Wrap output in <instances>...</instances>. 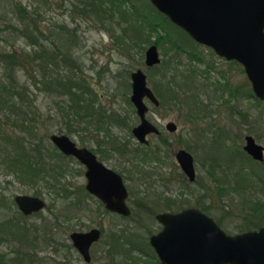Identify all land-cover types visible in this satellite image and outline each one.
<instances>
[{"label":"rangeland","instance_id":"374dc122","mask_svg":"<svg viewBox=\"0 0 264 264\" xmlns=\"http://www.w3.org/2000/svg\"><path fill=\"white\" fill-rule=\"evenodd\" d=\"M133 1L140 8L148 11L147 8H144L142 5L144 4L146 6L148 0ZM16 4L24 6L29 11L30 16L38 20L39 27L44 29V35L46 36L52 35L50 30L60 31L59 27L63 24H66L71 28H76L77 51L75 55L81 58L83 67L90 79V85L96 87L97 102L106 107L112 106L119 109L117 112H128L131 116L128 121V124H130L129 128L112 126L113 129L111 132L113 134H118L121 137H127L133 141V143H136V140L130 136V127L135 124L138 119L133 112L131 102L128 103L126 100V98L129 100V94L131 92V70L140 67L146 73L147 82L151 87L157 85L160 90H163V83H166L168 89L173 88L175 82L178 81V75H174V77H172L171 74L176 70H185L189 73L194 67H198L199 69L206 68L204 62H197L196 60L191 59L188 54L187 50L190 49L187 47H191L195 44L193 48L200 51L204 60H210L214 65L212 68H209L207 78L196 74L197 79L200 82L196 83L198 88L197 98L202 99L201 102L203 104H207L206 107H203V104L199 103L201 108H197L196 112L203 113L208 107L210 110L209 114L201 120L194 118L190 119L191 116L186 117L185 114H192V108L186 101L182 102L181 98L188 92H192V90L180 89L178 90L180 100L174 99L170 101V99H168L170 102L164 101V103L160 104L156 109H153L152 106L154 105L149 103L148 105L150 110L148 115L159 126L163 132L162 135L171 142L173 149L180 146L186 147V143L191 146V152L195 157V165L199 181H197V179L195 181L188 180L187 190L183 187L182 183H184V181L180 174L181 169L179 168L174 155L170 156L164 164H162L163 162L159 163L156 161L144 164V161L140 158L138 160L134 158L133 166H135L136 169H144V171L147 169H154L156 171L155 174L157 179L160 175L161 178L163 177V181H165V178L168 177L174 178L172 181L167 183V186H169V188H167V191L170 193L169 196L174 198V205L172 207L173 211H176V209L184 206L195 205L197 198L203 191L204 194H208V201H214V207L210 209L209 214L213 216L215 220L218 217H222V221L219 222V225L226 232L233 234L241 230L258 228L261 224H264V221H257V215H249V212L253 207L252 203L255 200L264 199L263 190H251L247 187L246 206L245 189L242 188L241 190V188H239V190H231L232 194L222 192L219 193L218 187L222 186V183H214L212 181L207 167L204 166L201 161L209 160L208 163L212 164L222 162L221 169L224 170L226 167L225 163L231 166L232 169H235L241 161L247 159V156L244 154L239 156L234 155L232 147L225 149L223 143L219 141H211V137L207 138L215 125L227 128L228 134L222 138L227 144H230L231 141L234 140V144L240 146L242 149L244 144V135L251 133L260 143L264 145V122L259 124L258 121L255 120L258 109H264V99H259V101H257L253 96H248L247 92H252L251 84L239 62L235 60H227L216 54L212 48L206 46L205 44L199 43L195 40L193 42L187 33H184L170 23H162L164 26L160 27L159 30L161 33H165V31L169 32V35L166 36L168 38L164 39L163 42L165 46L172 47L162 50V46L155 42L156 32L153 31L148 35L150 42L143 43L141 48H136L133 51L130 50L129 56H126L122 52L119 38L123 37L122 33L129 34L130 31L128 32L125 30L124 27H128L129 24L133 22V15L129 14L131 19L123 22L120 26L117 25L116 28L110 23L108 25H111L112 27L106 28L102 27L98 23H91L88 21L85 22L79 15L71 13L67 9L65 0H0L1 24L2 20L12 23L16 22V13L19 12V9L17 10L16 8ZM71 16L74 18H71ZM112 16V19L124 20L119 16L116 9L114 10ZM113 27L114 29H112ZM143 31L146 35V30L144 29ZM0 34V46L2 47L17 48L23 47L25 44L29 46L26 43V38L24 39L23 37H19L17 32L12 31L10 28L5 29V32ZM168 39H176L178 42L183 43L187 46L186 48L184 47L186 51L179 50L177 45L175 47V45L168 41ZM52 40H56L55 36ZM150 43H155L157 45L160 54V61L154 65L148 66L145 64V50ZM45 44L46 46L51 47L52 43H49V41L46 40ZM166 59L168 66L164 69L163 61ZM183 67L184 69H182ZM16 72L18 77L21 76V80L25 78V76L22 75L23 71L19 70ZM205 79L208 81V84H206L207 87L204 85ZM214 79L216 81L219 80V82L222 83L228 80L232 88H238L236 95L231 97L228 95V91L220 92L219 90L218 95L212 96L215 94V90L213 88V82L210 81H213ZM34 93L37 96L35 103L39 108V116L35 118V124L39 129L38 133H42V135L47 133L50 134L51 132L66 133L64 127L66 117H63V111L55 104L57 96L49 95L47 92H38V90L36 91L35 89ZM171 93H173V90H171ZM209 95L211 96L209 97ZM157 97L159 98L158 95ZM163 97L165 98L166 96L163 95ZM247 112H250V115L247 116ZM263 116L264 115H262V117ZM169 120H174L176 122L177 130L173 132L165 130L164 124ZM210 121H214V125H211ZM196 124H198V128L204 127L205 131H207L206 136H201V138L198 137L200 130L197 132L198 129L196 130ZM80 126L79 131L68 132L66 134L79 144L86 143L89 146L95 145L93 140L83 138V128H85V123H80ZM255 128H257V131ZM25 134L28 133L26 132ZM152 140L157 142L158 138L152 137ZM204 140L209 141L200 145L199 142H203ZM45 141L50 148L53 147L48 136ZM161 150L165 149L162 147ZM64 160L67 161L69 169L63 175L65 178H61V183L64 185L66 184V186L70 185V182L77 183V185L83 183V166L70 157H66ZM114 160H116L119 168L126 169L130 167V162L126 160L120 161L118 158ZM161 160H164L163 156H161ZM110 163L115 162L110 161ZM245 169L249 171L250 168L248 167L247 169L246 166ZM223 170H221L218 175L220 178H222ZM254 170L264 171V167L256 166V168L254 167ZM255 177L256 176H253V179H255L253 184L259 185V180ZM238 182L243 183V179H239ZM127 183L130 184L129 181H127ZM37 185L38 184H35L33 186L32 184H24L23 182H20L19 179L13 175V173L0 166V197H5L4 200L12 207L11 210L14 208L11 198L15 193H34V189H40ZM131 185L137 186L140 195L144 194L141 190H145V193L151 192V190L145 188L144 184L136 185L134 180L131 181ZM157 187L160 190V187ZM41 196L45 198L46 206L40 212L25 219L26 224L31 227L30 236H34L32 234H35L32 230L33 225L39 228L37 234H41V236L38 240H36L35 248L33 245H27L26 243L21 245L22 242L19 241L18 237L12 233H6L10 237H8L6 241L4 240L0 243V252H5L3 261L10 260L11 256L15 254L14 250L19 249L25 252L33 251L34 253H29L25 257L34 258L35 256L38 257V259L41 258V261H38V264H53V261L50 258L54 253L52 244H44L47 234L50 236H58L59 238H67L70 230V228H68L70 223H72V226H76L78 228L84 227L86 224L95 225L100 223L104 232L100 241L94 246V249L98 250L95 251L96 254L100 256L98 258V262L94 264H109L108 260L105 259V257L103 258L101 254L103 253V249L106 247V241L114 231H121L122 229L123 236L126 238L129 236L132 240H146L149 234L156 232L161 228V224L155 216H152L147 212L145 214L142 212L140 216H137L139 211L134 209L132 215L128 218H121L112 213H105L104 215H101L102 213L96 214L94 205L90 206L91 209L89 210L81 211L82 216L79 218L77 215H73L74 213H71L72 217L69 220V217L67 216L70 214V210L67 207V204H69L67 198L63 199L62 197H58L52 190L47 189L46 187L41 188ZM47 204H51L50 208ZM129 204L132 208V200ZM159 210L162 209L159 207L155 209V211ZM6 211L9 215L11 214V211L5 207L0 208V214L3 215ZM54 217H56V219ZM0 220H2L1 216ZM34 228L37 229L36 227ZM16 233L19 234V232ZM121 246L125 247L126 244L123 243ZM132 253L136 254L134 252ZM121 261V256H118L115 259V264H121ZM73 262H75V264H85L83 261L78 260V258H74Z\"/></svg>","mask_w":264,"mask_h":264},{"label":"trees","instance_id":"16d2710c","mask_svg":"<svg viewBox=\"0 0 264 264\" xmlns=\"http://www.w3.org/2000/svg\"><path fill=\"white\" fill-rule=\"evenodd\" d=\"M67 9L75 15H79L83 21L98 23L102 27L116 28L125 21L131 19L129 14L134 16L133 22L128 27H124L129 34H123L119 38L120 46L124 55L129 56L130 50L141 48L143 43L150 42L149 33L156 32L155 42L162 46V50H166L172 46H165L164 39H167L169 32H160V27L165 24H173L181 31L186 33L180 27L172 23L166 15L159 12L148 0L146 6L148 11L140 8L133 0H65ZM128 5V7H127ZM150 6V7H149ZM16 22H6L2 20L0 23V33L5 32V29L10 28L17 32L19 37L26 38V43L29 45L23 47L5 48L0 46V166L7 171L13 173L24 184H38L40 189H34L36 194H41V188L57 190L58 197L68 199L69 190L66 184L58 181V174L63 176L68 171V163L66 156L57 150L55 146L50 148L46 146L45 139L49 138V133L42 135L38 133L35 122L39 116V108L35 103L37 98L34 89L38 92H47L49 95L57 96L55 104L63 111L65 132L79 131L80 123H85V127L92 126L93 129L99 131L105 129L103 124L115 123L123 126L128 124L129 117L120 112L114 107H106L97 102L96 87L90 85V79L87 76L81 58L75 55L77 49L76 28L68 27L66 24L61 25L60 31L50 30L52 35H44V29L39 27L38 20L30 16L29 11L19 4H16ZM117 10L119 16L124 20L112 19L114 10ZM71 18H74L71 16ZM116 20V21H115ZM111 25H108V24ZM54 25V24H53ZM114 27L112 29H114ZM146 30V35L143 30ZM1 35V34H0ZM55 36L56 40H52ZM46 40L49 41L51 47L46 46ZM194 42V40L191 38ZM173 45L182 51H186V45L175 40L168 39ZM183 46V47H182ZM191 47H187L191 59L197 62H204L206 68L199 69L194 67L189 73L185 70H176L171 74L177 76V80L173 88H169L166 83L164 89L160 90L157 85L152 89L160 98V103L164 101L180 100V89L192 90L181 98V101H186L192 108V114H185L190 119L204 118L209 108L203 113H197V108L200 109L202 99L197 98V84L200 83L197 76L207 78L209 68H212L213 62L204 60L200 51ZM185 47V48H184ZM164 69L167 68V59L163 61ZM184 69V67L182 68ZM23 71L25 78L21 80L16 71ZM225 75V73H224ZM197 81H196V79ZM206 81V79H205ZM208 84V81H206ZM213 82V88L220 92L228 91V95L235 96L238 88H232L228 80ZM34 87V88H33ZM173 90V93H171ZM248 96L253 95L251 91L247 92ZM166 96L165 98L163 97ZM254 97V96H253ZM255 98V97H254ZM170 99V101L168 100ZM259 101L258 98H255ZM127 102L130 100L126 98ZM99 101V100H98ZM206 103L203 107H206ZM109 109V110H108ZM263 109V108H262ZM260 115H264V110L260 111ZM118 115V116H117ZM264 117V116H263ZM128 119V120H127ZM214 121H210L211 125ZM83 127V126H82ZM85 128H83L84 131ZM106 130V129H105ZM28 134H25L26 132ZM225 149L232 147L234 155H245V152L240 146L223 145ZM190 145L188 144V148ZM192 150V148H189ZM246 160L241 161L233 170L237 177L235 184L230 187L232 190L245 189L244 184L238 180L245 181ZM208 171H213L212 163H209ZM258 167H260L258 165ZM258 175L259 185L251 184L247 187L251 190H260L264 192V171L254 170ZM248 172V171H247ZM218 181V180H217ZM43 185V186H42ZM240 185V186H239ZM238 187V188H237ZM218 192L223 191V186L218 187ZM261 200H255L249 215H257V221H264V207ZM8 226L0 223V231L7 229ZM24 232L27 229L23 226ZM7 231V230H6ZM4 231V232H6Z\"/></svg>","mask_w":264,"mask_h":264},{"label":"water","instance_id":"95a60500","mask_svg":"<svg viewBox=\"0 0 264 264\" xmlns=\"http://www.w3.org/2000/svg\"><path fill=\"white\" fill-rule=\"evenodd\" d=\"M167 18L184 30L193 40L205 44L219 56L239 62L251 83L255 96L264 99V0H149ZM160 61L155 43L145 50V64ZM130 101L139 122L132 131L141 141L146 134L158 131L147 119L148 105L144 97L155 104L158 98L140 68L130 72ZM169 129L175 124L169 121ZM49 139L64 154L75 155L88 166L87 187L106 204L124 215L130 212L125 203L127 193L122 178L99 162L95 154L84 146H77L66 133L51 132ZM243 148L257 160L264 159V146L251 134L244 135ZM176 158L189 180L195 178L194 156L186 148H179ZM107 179V182L101 180ZM24 213L37 211L46 204L39 195L18 193L15 196ZM162 227L151 234L150 242L164 264H264V225L230 234L210 215L187 206L177 211L156 214ZM99 229L73 231L75 245L89 258V244L98 238Z\"/></svg>","mask_w":264,"mask_h":264},{"label":"flooded vegetation","instance_id":"af4514ba","mask_svg":"<svg viewBox=\"0 0 264 264\" xmlns=\"http://www.w3.org/2000/svg\"><path fill=\"white\" fill-rule=\"evenodd\" d=\"M204 83H205L204 85L207 87V85H206L207 82L205 81ZM218 91H219V89H216V93L212 96L218 95ZM252 94L253 95H251V96L258 98L257 96L254 95L253 91H252ZM155 95L157 97L156 93H155ZM210 96L211 95H209V97ZM258 99H260V98H258ZM129 100H130V94H129ZM144 101H145V103H147V105L149 103L153 104L154 105V106H152L153 109L158 108V106L161 104L159 98H158L157 104H155L153 101H151L148 97H144ZM131 104L133 106V112L135 113L136 118L139 120V117L136 114L135 106L133 105L132 102H131ZM110 107L111 106H109L108 108H110ZM114 109L119 110V109H116L115 107H114ZM149 110H150V108L148 105V111H147L146 117H147V119H149L151 122H153L157 126L158 131H156V132L150 131L149 133H147L146 134L147 141L139 140L132 131L133 127L139 122L138 120L135 124L131 125V127H130V136H132L136 140V143H133V141H131L127 137H121L120 135L113 134L111 132V130L113 129L112 126L129 128L130 124H127V125L124 124L123 126H121V125H117L115 123H109V124L105 123V124H103L104 125L103 127L106 130L101 128L99 131H96L95 129H93L92 126L85 127L83 138H89V139L93 140L95 142V145L89 146L86 143L79 144L78 142H76L73 139L77 146L87 147L89 150H91L95 154V157L99 162H101L104 166L111 168L117 174L120 175V177L122 178V181L126 187V190H127V193L125 196V203L130 209V212L127 215H124L123 213H121L115 209L110 208L106 204V202L103 199H101V197H99L95 192L91 191L87 187L88 177L86 175V171L88 169V166L85 163L80 161L75 155L64 154L62 152L66 157L73 158L74 160H76L78 163H80L83 166L84 182L80 183L78 185H77V183L70 182V185H68V190H69L68 203L69 204H67V207L70 210V214L67 217H69V220L72 217L71 213H74L73 215H77L79 218L82 216L81 211L91 209L90 206H92V205H94V207H95L94 210H96V214L102 213L101 215H104L105 213H112V214L119 216L121 218H128L130 215H132L134 209H137L139 211V214L137 216H140L142 212L144 214L147 212V213L151 214L152 216L154 215L157 220H158V218L156 217L157 213L162 212V211H173L172 207L174 205V198H171L169 196L170 193L167 191V188H169V186H167V183L172 181L174 178L168 177V178H165V181H163V179H162L163 177L161 178L160 175L158 176V179H157L156 174H155L156 171L154 169H147L146 171H144V169H142V170L139 168L136 169V167L133 166V163H134L133 159L134 158L137 160L140 158L142 161H144V164L152 163L155 161L159 162V163L163 162L162 164H164V162L167 161V159H169L170 156L174 155L175 160H176L179 168L181 169L180 164L176 158V152L178 151L179 148H182L183 146L176 147L175 149H173L171 142L166 137H164L162 135L163 132L161 131L159 126L155 123V121L151 117H149V115H148ZM262 110H264V109H261V108L258 109L257 117L255 118V120L258 121L259 124L264 122V117H262V115L260 116V114H261L260 111H262ZM118 112H120V111H118ZM124 114L127 117H129V120H130L131 116L129 115V113L128 112L121 113V115H124ZM207 115H208V113H207ZM248 115H250V112H247V116ZM200 118L203 119L202 116ZM169 121L174 122L175 127L173 129L168 128L167 124L169 123ZM169 121H166V123L164 124L165 130H168L169 132H173V131L177 130L176 122L174 120H169ZM259 124H257V125H259ZM255 129L257 131V128H255ZM196 130H197V132L200 130V133L198 135L199 138H201V136H204V135L206 136V134H207V131H205L204 127L198 128V124H196ZM227 134H228V131H227L226 127L215 125V127L210 131V134L207 136V138L211 137L212 138L211 141H219V142L223 143V145H225L227 143L222 138H223V136H226ZM247 134H251V133H247ZM251 135L255 138V141L259 142L253 134H251ZM256 136H257V134H256ZM152 137L153 138L157 137L158 141L154 142V140H152ZM208 141L209 140H204L203 142H199V143L201 145L202 143L204 144ZM228 145H234V140H232L231 143ZM46 146H47V144H46ZM52 146H55L57 148V146L53 143H52ZM162 147L165 150H161ZM183 148H186L189 151H191L189 149V148H191V146L188 148L187 143H186V147H183ZM57 150L60 151L58 148H57ZM195 150H196V148H195ZM242 150L245 152V156H247V159H248V161L246 159L245 167L247 166V169H248V167L250 168L248 172L245 169L244 174H246V177H245V181L242 183L245 186V191H246L245 192V203L247 206V184L251 185L254 183L255 179H253V176H256L258 178V180L261 181L259 179L258 175L255 173L254 167L256 168V166H258V165L264 167V159L263 160L254 159L243 148V146H242ZM161 156H163L164 160H161ZM116 158H118L120 161L126 160V161L130 162V167L126 168V169L119 168L117 163H116V160H114ZM202 159H204V158H202ZM194 160H195V157H194ZM110 161H113L115 163H110ZM201 161H202V164L204 166H206L207 168L210 167V165L208 163L209 160H207V161L201 160ZM221 165H222V162L216 163V164L214 163L212 165L213 171L212 170L208 171V173L211 175V179L214 183H216V182L222 183L221 185L225 189L223 191L220 190V193L221 192L222 193H231L232 189L230 187H232V185L235 184V180L237 177L234 175V173H233L234 169H232L231 166H229V165H227V163H225L226 167L223 170V169H221ZM221 170H223L222 171V178L223 179L220 178V176H218ZM180 174H181L182 179L184 181V183H182V185L187 190V188H188L187 184H188L189 179L182 169H181ZM136 175H138V176H136ZM62 177L63 176H60L58 174L57 178H58L59 182H60ZM63 178H65V177H63ZM196 179H197V181H199V176L197 175L196 165H195V178L191 181H195ZM132 180H134V183L136 185H139V184L143 185L144 184L145 188L148 190H151V192L145 193V190H141L144 192V194L140 195L139 189L137 188V186L131 185ZM101 181L107 182V179H103ZM127 181H129L130 184H128ZM7 182H8V180H7ZM157 186L160 187V190ZM47 189H49V188H47ZM50 190H52L58 196L59 192L57 190H53V189H50ZM18 193H24V192H18ZM18 193H15L11 198L12 204L14 205L13 210H11L12 207L9 206V204H7L5 202V200H4L5 197L4 196L0 197V208L5 207L9 211H11L10 215L8 214L7 211L3 215L0 214V216L2 217V220H0V223L8 226L7 229L0 231V243L4 240L6 241V239L8 237H10L6 233H12L13 235H15L16 237L19 238V241L22 242L21 245H23V243H26L27 245H33L35 248L36 240H38L41 236V234H37L39 231V228L37 226L33 225L32 230L34 231L35 234H32L34 236H30L31 227L26 224L25 219L28 218L29 216L35 214V213L40 212L46 206V204L43 208H41L37 211H31L29 213H24L20 209L18 203L15 200V196ZM181 193H182V191H181ZM29 194L41 196V194H36L35 192L29 193ZM207 195L208 194H206V193L204 194L202 191L200 196L197 198V202L195 204L196 206L195 205H188V206L196 207V208L200 209L201 211L205 212L206 214L210 215L209 212H210V209L212 207H214V201H208ZM41 197L43 199H45L43 196H41ZM131 200H132V204H133L132 208L129 204L131 202ZM261 201H263L261 203L263 204V207H264V199ZM47 206L50 208L51 204H47ZM158 207L161 208L162 210L155 211V209ZM184 207H187V206H184ZM184 207L176 209V211L180 210ZM101 215H100V217H101ZM211 217L213 218V216H211ZM23 218H24V220H23ZM54 218L56 219V217H54ZM215 221L219 224V222L222 221V217H218ZM158 222H160L161 227H162L161 221L158 220ZM261 225H264V224H261ZM23 226H25V229H27L26 233L24 232ZM34 227H36L37 229H35ZM93 227L99 229V235H98V238H96L90 242L89 247H88L89 258L86 259L85 256L83 255V253L75 245L74 240L71 237V232H73V231H79V232L83 231L84 232V231H87ZM68 228H70V230L68 232L67 238H65V237L59 238L58 236H50L49 234H47L45 237L46 239L44 241V244H52V248L54 249V253L50 257L51 260L53 261L52 263L53 264H75V262H73L74 258H78V260L83 261L85 264H94V263L98 262V258L100 256H98L96 254L95 251H98V250H95L94 246L102 238V234L104 232L102 225L100 223L95 224V225L94 224H90V225L86 224L84 227L78 228L76 226H72V223H70ZM1 229L2 228H0V230ZM251 229H255V228H251ZM45 230H47V229H45ZM4 231H6V232H4ZM241 231H244V230H241ZM241 231H239V232H241ZM16 232H19V234H17ZM156 232H153V233H156ZM153 233H151V234H153ZM151 234L148 235L146 240H132L129 236L127 238L123 236V230L122 229H121V231H114L112 233V235L109 237V239L106 241V247L103 249V253L101 255L103 256V258L105 257V259L108 260L109 264H115V259L118 256H121V258H122L121 264H164L160 260L159 255L157 254V251L155 250V247L150 242ZM123 243L126 244L125 247L121 246V245H123ZM14 251H15V254L12 255L11 259L7 260V261H3V257L5 255V252H0V264H38V261L39 262L41 261L40 260L41 258L38 259V257H35V256H34V258L33 257H25L29 253H34L33 251L32 252L31 251L25 252V251H21L19 249L14 250ZM14 251H12V252H14ZM132 252H134L136 254H133ZM6 253H9V252H6Z\"/></svg>","mask_w":264,"mask_h":264}]
</instances>
